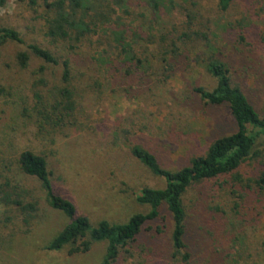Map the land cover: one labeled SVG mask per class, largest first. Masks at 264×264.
Listing matches in <instances>:
<instances>
[{"label": "rangeland", "instance_id": "rangeland-1", "mask_svg": "<svg viewBox=\"0 0 264 264\" xmlns=\"http://www.w3.org/2000/svg\"><path fill=\"white\" fill-rule=\"evenodd\" d=\"M191 1L197 5L192 7ZM126 5L131 13L126 22L131 30L139 28L145 53L160 43L158 35L186 20L184 7L197 12L194 28L205 31L210 46L201 40L184 51L170 75L160 59H154L151 69L125 75L117 63L98 61L112 52L100 35L77 43L49 40L42 0H7L0 6V26L23 38V43L0 42V190H16L37 206L25 224L16 207L0 203V264H102L107 246L106 241L94 242L88 251L75 254L68 253V246L46 248L69 219L47 204L40 182L22 172V151L46 159L56 192L74 204L76 215L86 216L92 225L101 220L124 223L148 212L135 199L142 188L165 186L163 178L131 155V144L153 153L163 167L178 169L204 154L215 138L234 131L227 106L204 104L192 92L193 87L211 89L215 84L202 64L210 53L226 64L232 82L264 114V0H233L226 12L217 10L216 0H164L157 10L149 0H126ZM28 44L69 59L73 126L37 131L35 95L60 85L62 67L35 57ZM20 52L28 55L25 66L17 58ZM256 145L264 147L262 136ZM255 165L247 161L239 173L245 179ZM233 184L231 176L220 177L188 191L194 205L187 237L192 264H264V191L245 182ZM171 229V215L163 205L137 241L119 249L113 264H168Z\"/></svg>", "mask_w": 264, "mask_h": 264}, {"label": "trees", "instance_id": "trees-1", "mask_svg": "<svg viewBox=\"0 0 264 264\" xmlns=\"http://www.w3.org/2000/svg\"><path fill=\"white\" fill-rule=\"evenodd\" d=\"M6 1L0 0V6L5 5ZM42 1L46 8L45 36L49 40L77 43L88 36L100 35L104 39V45L112 52L111 55L101 54L98 61L117 63L125 75L141 69H151L154 59H160L163 72L170 75L174 69V60L177 61L184 51L193 50L201 40H205L207 47L210 46L205 31L194 28L197 12L187 7H182L186 20L178 28L173 27L172 31L158 35L160 43L152 52L145 53L146 50L139 44L142 40L139 28L131 30L126 22L131 15L126 0H114L113 4L108 0ZM149 1L152 10H157L163 6L164 0ZM232 1L216 0L217 10L226 12ZM190 5L194 7L197 3L191 1ZM118 9L122 10L121 15ZM154 37L149 36L150 43L154 42ZM6 41L23 43V38L15 29L0 26V42ZM27 48L43 62L62 67L60 85L54 86L44 95H35L33 110L37 131L45 134L65 126H73L75 100L70 84L69 59L58 58L49 50L35 44H28ZM69 48L73 49L74 45L69 44ZM17 58L21 66L26 65V53L20 52ZM202 64L215 84L211 89L193 87L192 92L204 104L227 106L235 129L215 138L204 154L191 157L187 165L178 169L163 167L153 153L139 145L131 144V155L151 173L165 181L163 188L144 187L136 195L135 199L139 204L149 207L146 213H136L124 223L101 220L92 225L86 216L76 215L75 206L70 200L56 192L46 159L30 150L20 153L18 163L22 172L35 177L40 182L47 204L61 211L69 219L49 241L46 246L48 250L56 251L68 246L69 254L83 253L88 251L94 242L106 241L102 264H113L119 249L136 242L146 223L156 219L164 205L172 220V252L168 264H192L187 237L189 210H192L194 205L187 198L188 191L199 183L227 176H231L233 186L245 182L248 188L254 187L264 191V147L259 148L256 145L261 136L264 138V114H260L241 88L232 82L229 68L223 61L210 53L202 60ZM251 160L257 163L256 170L244 179L239 169ZM232 192H236V189L233 188ZM0 203L16 207L23 215L25 224H28L29 218L37 210L35 202L24 201L16 190L12 193L0 190Z\"/></svg>", "mask_w": 264, "mask_h": 264}]
</instances>
